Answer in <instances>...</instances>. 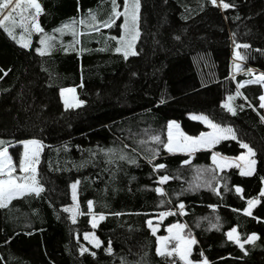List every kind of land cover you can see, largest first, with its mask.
Instances as JSON below:
<instances>
[{
    "label": "trees",
    "instance_id": "trees-1",
    "mask_svg": "<svg viewBox=\"0 0 264 264\" xmlns=\"http://www.w3.org/2000/svg\"><path fill=\"white\" fill-rule=\"evenodd\" d=\"M38 2L42 33L31 21V35L23 40L22 28L14 29L16 40L0 29V148L16 151L22 140H40L37 178L44 189L0 208V264H181L157 254V235L175 223L196 238L193 261L264 264V88L246 83L250 73L232 72L230 60L234 50L241 68L264 71V0H224L234 5L226 10L210 0H139L137 55L127 59L115 51L126 44L112 39L122 36L123 16L103 27L111 0ZM117 4L122 12L124 0ZM46 36L51 47L40 55ZM68 87L76 89L81 106L63 105L60 90ZM190 113L233 130L236 139L213 146L218 154L237 156L241 144L249 145L256 153L253 174L231 166L210 175L217 189L190 188L193 171L210 165L211 150L169 154L153 139L164 136L170 120L189 135L206 130ZM163 176L170 179L161 184ZM73 181L80 212L75 222L65 211ZM249 199L259 200L251 215L245 214ZM89 201L91 211L105 217L94 228L101 246L88 245L81 254L82 234L92 230ZM159 212L175 215L164 217L154 235L147 222ZM232 228L243 250L228 239ZM251 234L258 239L246 242Z\"/></svg>",
    "mask_w": 264,
    "mask_h": 264
},
{
    "label": "snow or ice",
    "instance_id": "snow-or-ice-1",
    "mask_svg": "<svg viewBox=\"0 0 264 264\" xmlns=\"http://www.w3.org/2000/svg\"><path fill=\"white\" fill-rule=\"evenodd\" d=\"M211 4L213 6L222 7L223 9H229L233 7L234 5H231L229 3H225L224 0H210ZM112 4V15L109 17L108 21H105L103 23V27H111L115 23V19L119 18L121 16L124 17V23L122 25L125 33H128L130 31L129 24L130 19L132 25L136 24V21L138 20V10H139V0H124V9L123 11H118L119 5L117 4V0H111ZM130 7L133 9L130 16ZM34 10V12L30 11ZM43 9L41 7V4L38 2V0H0V29H3L13 40H16V35L14 33V29L19 27L22 28L25 32H29V29L27 27V24L29 21H31V28L36 33H42L44 30L38 23V17L42 13ZM27 14V15H26ZM91 19L95 20V16L90 14ZM76 21L73 20L71 24H75ZM80 23H85V21L81 20ZM11 25V27L9 26ZM70 27L69 24H65L63 28ZM63 28L56 29L57 32H61ZM97 31L99 29H96ZM29 35L31 33L29 32ZM139 36V31H135V35L132 37V41L134 42L135 39ZM23 40V37L21 38ZM52 39V37H44L40 39V44L44 45V48L37 49L40 55L46 54V49L51 47L49 44V41ZM112 39H118V42L125 43L126 47L122 49L121 47H116L115 51L117 53L123 54L124 58L127 59L130 55L135 56L137 55V52L134 50H130L132 48L131 43L125 42L124 36H121L120 38L112 37ZM17 43H21V41H17ZM22 47L28 48L29 42H23L21 44ZM237 47H240L239 45ZM243 47L247 48L248 45H243ZM104 49H101L103 51ZM236 56L238 58L240 57V53L237 52ZM237 68H239V65H236ZM2 71V69H0ZM7 75V73H5ZM247 83H261L264 84V74L259 75L256 77L255 80H250ZM238 90H237V96L242 95L239 92V88L244 87V84H238ZM66 92L75 93V89H62L61 90V96L63 97ZM228 101H232L235 99L233 96H229ZM246 99V98H245ZM261 104L260 108H264V95L259 97ZM64 104L66 108H72V107H79L83 104V101L77 100L75 103L70 104L67 99L64 100ZM225 109H227L229 112H231L233 115L236 114L235 108L231 106L230 103H225L223 105ZM193 119H199L204 121L208 124L210 128L213 129V132L207 133V134H201L198 138H191V137H185L186 140H190L194 146L200 145L204 147H211L213 144L218 143L221 139H228L229 136L232 139H236L235 134L233 133V130L231 128H220L219 125L212 123L206 116H199V117H193ZM262 120H264V117H261ZM173 127V124H169V142L165 145V147L168 149V151H173L172 148V137H171V128ZM176 127H179L176 125ZM154 140L159 141V137H153ZM4 141H0V145H3ZM29 144L36 145L37 147H40V142L38 141H29L24 144L25 152L23 155V158L19 160L18 165L13 162V158L8 153V148H0V208H6L8 207L9 203L18 197H22L25 194H32L39 196L40 193L44 190L42 186L39 184L38 180V173H37V167L36 165L39 163V153L33 152L31 157L29 156L28 152V146ZM242 148L247 149V156H241L238 159L241 161H245V167L241 168V175H252L254 172V166L256 161L254 159H248V157H254L256 153L253 151L251 147L247 144H241ZM197 148L193 147L191 151H196ZM121 159H124L122 156ZM213 163H216V155L213 154ZM227 159V158H225ZM132 163H135V161H132ZM185 164L190 163V161H184ZM226 165H217V167H224ZM238 167L240 165H237ZM165 165L160 164L157 166L158 169L164 168ZM17 169H19L20 173H25L27 175H16ZM170 178L168 176L161 177L159 183L163 184L167 182ZM30 181V183H29ZM78 183V182H77ZM76 188L77 184L74 183L72 185L73 190V199L75 200L76 195ZM215 190V189H214ZM158 194L164 195V192L161 188L156 189ZM236 191L239 193L242 190L237 187ZM217 194H219L217 192ZM260 196H264V189L261 190ZM259 200H253L249 199L247 201L248 208L245 210V214L251 215V209L255 204H258ZM88 207L91 210L93 207L92 201L88 202ZM179 208L181 210V214H183L184 205L180 204ZM65 211H69V209H65ZM169 215H175L173 212H164L160 214L161 219H163L166 216ZM105 217L101 215L99 217L100 220H103ZM93 223L92 226L95 228L97 226L96 224V217L93 216L92 218ZM73 222H75V216L73 217ZM148 225L150 228H152V221L149 220ZM186 226L182 224H173L172 226L168 227L167 231L171 234L167 237H157L159 246L157 247V254L161 257H178L180 261H183V264H193V261L189 259L192 251V246L197 243L195 238H190L191 234L188 233L187 235L182 234L184 231V228ZM215 227V225L213 226ZM176 230L175 233L173 230ZM237 230L233 228L231 231L227 233V237L229 240L235 239V242L239 244V247L243 250L244 244L239 242V238L233 236V234ZM152 232L155 235L156 228H152ZM85 240H88V235H85ZM256 239H258L257 236L252 235L248 237L246 242H254ZM172 241H175L174 245L170 244ZM94 243V246L99 248L100 242L98 240L91 241ZM89 251L87 248L81 249V254L84 252ZM106 251L111 254L112 248L109 245V247L106 249ZM94 256L95 253H92ZM172 264H175V261L172 262ZM201 264H207V260L201 262Z\"/></svg>",
    "mask_w": 264,
    "mask_h": 264
},
{
    "label": "rangeland",
    "instance_id": "rangeland-1",
    "mask_svg": "<svg viewBox=\"0 0 264 264\" xmlns=\"http://www.w3.org/2000/svg\"><path fill=\"white\" fill-rule=\"evenodd\" d=\"M130 16H131V12L133 11V9L130 7ZM27 15V14H26ZM137 16H139V10H138V13H137ZM123 23H124V17H123ZM123 23H122V25H123ZM129 28H130V31L128 32V33H125V31H124V29H123V27H122V36H126V42L127 43H129L131 40H132V37L135 35V31H136V29L138 30V20L136 21V26L135 25H132V23H131V19H130V24H129ZM139 31V30H138ZM30 32V31H29ZM29 32H25L24 31V35H23V38L24 39H26V38H29L30 37V35H29ZM137 39H138V37L135 39V41H134V43L132 44V48L131 49H133L134 51L136 50V48H135V44H136V41H137ZM230 60H231V70H232V72H234V73H250L251 75H252V78L250 79V80H255L256 79V77H258L259 75H261V74H264V71H258L257 69H255V68H252V67H250V68H248V69H245L244 67H242L241 68V65H243L242 64V62L237 58V56H236V53H235V51L234 50H231V56H230ZM236 65H239V68H237L236 67ZM256 71V72H255ZM249 79H247V82L248 81H250ZM246 82V83H247ZM244 82H241L240 84H243ZM259 85H260V87L263 89L264 88V84H261V83H259ZM72 88H74V87H68V88H65V89H72ZM75 89V88H74ZM62 90V89H61ZM61 90H60V97H61V100H62V102H63V105L65 106V104H64V100L65 99H67L68 100V102L70 103V104H73V103H75L77 100H79L78 99V97H77V94H76V89H75V93H70V92H66L65 94H64V96L62 97L61 96ZM80 101V100H79ZM188 116L191 118V119H193V117H199V116H204V115H201V114H196V113H190V114H188ZM193 120H197V121H200L207 129L206 130H204V131H202V132H200V133H198V134H196V135H189V134H187V133H185V132H183L182 131V129L180 128V126H179V124H178V122L177 121H175V120H170L168 123H167V125H166V129H165V133H164V136L163 137H161V138H159V141H156L155 140V147H160L161 146V148H163L167 153H169V154H171V153H181V154H186V155H189V156H192V155H194V153L196 152V151H199V150H204V149H209V150H211V162H210V165L209 166H201V167H198V168H196L193 172H194V174H193V177H192V180H190V182L191 183H189L188 185H189V187L190 188H195V187H197V186H199L198 184H200V185H202L203 187H205V188H208V189H217V187H218V185H219V183H218V181L215 183L214 182V180H212L211 178H210V175L213 173V171L214 170H217V171H219V170H221V169H227V168H229V167H231V166H235V167H238L237 165H240L238 168H239V171L241 172V168L242 167H245V164H246V162L245 161H241V160H239L238 158L239 157H241V156H247L248 154H247V149H245L244 148V150L239 154V155H237V157H229V156H223V155H220V154H218L217 152H215L214 150H213V146L215 145V144H213L211 147H204V146H200V145H197V146H194L193 144H192V142L190 141V140H186L185 139V137H191V138H193V139H195V138H198V137H200L201 136V134H207V133H211V132H213V129L212 128H210L209 126H208V124L207 123H205L204 121H202V120H199V119H193ZM209 120V119H208ZM211 121V120H210ZM212 122V121H211ZM170 123H172L173 124V127L171 128V137H172V148H173V151H168V149L165 147V145L166 144H168V142H169V124ZM213 123V122H212ZM215 124V123H214ZM176 125H178L179 127H176ZM220 128H224V127H221V126H219ZM229 138H231L230 136H229ZM33 140H35V141H38V142H40V147H37L36 145H32V144H29V146H28V152H29V156L31 157V155H32V153L33 152H38L39 153V157H38V159H40V156H41V153H42V151H43V143L40 141V140H38V139H26V140H22V141H20L19 142V148H18V150H16V151H13V150H10L8 147V153H9V155L13 158V162L15 163V164H17L18 165V163H19V160L20 159H22L23 158V155H24V152H25V148H24V144L26 143V142H29V141H33ZM221 140H223V139H221ZM193 147H196L197 148V150L196 151H191V149L193 148ZM213 154H215L216 155V163H213V159H212V157H213ZM225 158H227V159H225ZM248 159H254V157H248ZM255 160V159H254ZM217 165H226V166H224V167H217ZM36 167H37V165H36ZM254 168H255V166H254ZM16 175H27V174H25V173H20L19 172V169H17V173H15ZM161 179V178H160ZM160 181V180H159ZM213 182H214V185H213ZM29 183H30V181H29ZM74 183H76L77 184V181H73V182H71L70 183V187H69V193H70V198H71V203L67 206V208L66 209H69V211H68V213H69V217H70V219L73 221V217L75 216V219H76V217L79 215V207H78V194H77V188H76V195H75V200L73 199V190H72V185L74 184ZM195 184V186H193ZM193 186V187H192ZM262 189H264V181H263V184H262V188H261V190ZM253 200H256V199H253ZM247 208H248V206H247ZM246 208V209H247ZM161 213H164V212H159L158 214H156V216H153V217H151L149 220H151L152 221V228H156V233H157V231L160 229V221L162 220L161 219V217H160V214ZM93 216H95L96 217V224H98V222L100 221V219H99V217L101 216V214H96V213H94V212H92L91 210H90V212H89V222H90V224H91V227H92V230H90V231H87V232H84L83 234H82V237H83V241H84V243H82V245H81V249L82 248H87L88 249V245L89 246H92V247H95L94 246V243L93 242H91L92 240H93V238L95 239V240H98L99 242H100V240H99V238L96 236V234H95V231H94V228H93V226H92V223H93V220H92V218H93ZM148 220V221H149ZM175 224H182V225H185L184 223H175ZM173 224H170V225H167L166 227H165V230H166V234H164V235H157V237H167V236H170L171 234L167 231V229H168V227H170V226H172ZM186 226V225H185ZM150 228V227H149ZM152 228H150L151 229V231H152ZM186 228V227H185ZM184 228V229H185ZM233 229V228H232ZM232 229H230L229 231H231ZM175 229L173 230V232L175 233ZM228 231V232H229ZM227 232V233H228ZM155 233V234H156ZM189 232L187 231V233L184 231L182 234H188ZM85 235H88V237H89V239L88 240H85ZM252 235H255V234H251V235H249V237L250 236H252ZM233 236H234V238L235 237H238L237 236V232H235L234 234H233ZM256 236V235H255ZM190 238H195V236L194 235H191V237ZM195 240H196V238H195ZM233 241H235V239H233ZM172 242H173V244H172ZM171 242V244H170V247H171V245H174L175 244V241H172ZM240 243H243V242H241V241H239ZM101 244V243H100ZM159 246V244H158V239H157V247ZM193 247V246H192ZM95 248H97V247H95ZM189 259L190 260H192L190 257H189ZM205 260V258H203L202 260H200V261H193V264H201V262L202 261H204ZM181 264H183V261H181ZM207 264H208V261H207Z\"/></svg>",
    "mask_w": 264,
    "mask_h": 264
},
{
    "label": "crops",
    "instance_id": "crops-1",
    "mask_svg": "<svg viewBox=\"0 0 264 264\" xmlns=\"http://www.w3.org/2000/svg\"><path fill=\"white\" fill-rule=\"evenodd\" d=\"M239 155V154H238ZM230 157H237V156H230Z\"/></svg>",
    "mask_w": 264,
    "mask_h": 264
}]
</instances>
